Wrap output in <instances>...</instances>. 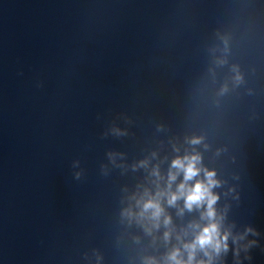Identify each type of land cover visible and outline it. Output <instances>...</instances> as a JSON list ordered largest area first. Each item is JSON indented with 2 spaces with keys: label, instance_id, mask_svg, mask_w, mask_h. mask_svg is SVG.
Listing matches in <instances>:
<instances>
[{
  "label": "water",
  "instance_id": "water-1",
  "mask_svg": "<svg viewBox=\"0 0 264 264\" xmlns=\"http://www.w3.org/2000/svg\"><path fill=\"white\" fill-rule=\"evenodd\" d=\"M197 153L229 235L193 264H264V0H0V264L187 261L207 204L137 201Z\"/></svg>",
  "mask_w": 264,
  "mask_h": 264
},
{
  "label": "clouds",
  "instance_id": "clouds-1",
  "mask_svg": "<svg viewBox=\"0 0 264 264\" xmlns=\"http://www.w3.org/2000/svg\"><path fill=\"white\" fill-rule=\"evenodd\" d=\"M191 143H199L198 138H194ZM143 163V162H142ZM200 163V155H185L184 157H178L172 161V168L176 169V172L169 171L168 175V186L171 187V183L175 181L178 172L182 171L184 174V180L178 185L176 192L171 191H158L154 197H150L147 200H138L137 204L141 205V211L138 214L140 217H144L146 214L150 213L148 216L154 222H158L162 213L163 208L160 205L159 197L167 195L168 203L170 205L175 204L178 198H185V207L189 210L196 207H200L202 204H207L206 212L203 214L209 220V223L202 228L200 233L196 236L195 240L189 244H185L184 247L188 251V260L183 261L178 259L179 249L174 250L170 256L169 260L173 261L174 264H193V259L197 248L205 251V255H210L208 249L217 255L222 250H227V238L229 233L225 232L221 235L220 232V222L216 218V211L214 209V204L216 203L218 197L211 191V189L216 186L219 182L214 179V171H205L206 181H197L194 185L188 186L187 182L192 180L193 177L197 176L201 171L198 167ZM153 174L159 176L158 170H153ZM129 216L133 213L131 210H126ZM170 222L168 217L164 218V223L167 225ZM158 226V223L156 224ZM168 233H165L167 238ZM151 264V262H149ZM199 264H205L201 261ZM210 264V261L208 262Z\"/></svg>",
  "mask_w": 264,
  "mask_h": 264
}]
</instances>
